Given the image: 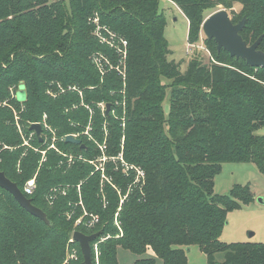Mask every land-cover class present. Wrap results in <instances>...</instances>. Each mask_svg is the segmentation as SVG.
<instances>
[{
    "label": "trees",
    "instance_id": "trees-1",
    "mask_svg": "<svg viewBox=\"0 0 264 264\" xmlns=\"http://www.w3.org/2000/svg\"><path fill=\"white\" fill-rule=\"evenodd\" d=\"M171 1L189 22V43L201 41L205 13L222 6L235 15L234 23L247 18L241 35L249 44L263 36L259 49L264 52V0ZM235 4L241 6L237 14ZM158 6L159 0H0V171L25 194L42 160L35 149L49 146L45 133L30 142L34 150L23 145L13 109L26 136L46 115L60 138L79 135L85 145L62 140L60 151L88 161L103 156L118 161L105 164L108 180L102 189L101 171L90 177L94 168L88 163L61 167L67 159L48 150L37 187L25 196L50 224L0 188V264H64L75 231L101 233L92 242L99 243V264H120V247L140 256L152 249L164 264H188L193 246L205 253L207 264H264V243L221 241L228 213L240 202H253V191L237 185L220 196L214 190L224 162L254 163L264 177V136L256 134L264 127V69L218 51L205 38L209 61L195 50L183 72L182 63L169 59L166 21ZM96 16L128 41L126 80L114 69L102 76L92 62V55L101 53L119 64L116 51L93 34L90 20ZM58 83L77 86L83 96L77 91L52 96L48 92H57ZM20 87L23 101L16 96ZM98 103L112 105L108 118ZM91 116L97 144L81 134ZM59 185L70 188L50 207L46 198ZM80 201L83 207L76 206ZM73 243L79 258L68 264H84L79 243ZM222 253L225 260L219 263L216 255ZM134 264L157 262L141 258Z\"/></svg>",
    "mask_w": 264,
    "mask_h": 264
},
{
    "label": "rangeland",
    "instance_id": "rangeland-1",
    "mask_svg": "<svg viewBox=\"0 0 264 264\" xmlns=\"http://www.w3.org/2000/svg\"><path fill=\"white\" fill-rule=\"evenodd\" d=\"M222 6H219L216 9L209 10L205 13L206 18L210 16L211 14L222 10ZM231 17L234 18V14L230 10H228ZM234 11L239 13L241 11V6L239 4L234 5ZM158 12L160 15H162L165 18L166 21V28H165V38L168 41L169 49L171 51L169 55L170 60H174L177 63H182V70L183 72L186 71L188 62L193 57L192 54L188 55V35H189V22L184 15V13L181 11V9L173 3L171 0H159V6H158ZM98 17V16H97ZM95 18V17H94ZM99 18V17H98ZM93 24V23H92ZM101 24V22H100ZM94 29V36L99 40L98 36L96 35V25ZM102 25V24H101ZM104 26V25H102ZM205 35L203 32H201V41L198 43L201 46V53L205 56L204 62L207 63L210 59V53L207 51L205 45H204V39ZM101 43V42H100ZM102 44V43H101ZM98 54V53H95ZM93 54L92 57L95 55ZM93 62V61H92ZM102 75V74H101ZM162 82L164 85L169 86L171 84V81L167 79H162ZM15 88H12L11 94L13 97H15ZM53 89V88H50ZM54 89H58L57 92H53L54 95L56 93L58 95L66 94L67 92H79L80 96L82 97V91L77 86H69L68 88L63 87L59 83L57 85H54ZM24 87H20L17 91V98L20 101H23L22 99L26 97V93L24 91ZM50 93V92H48ZM102 103H98V108L102 111L104 115L103 108L101 106ZM2 106H6L5 103L2 104ZM90 108V107H89ZM163 108L165 111L166 117L168 116L169 109H170V101H169V91L167 92V96L163 102ZM92 112V109H90ZM13 115L15 117V122L20 117L17 110H12ZM116 114V113H115ZM118 116V115H117ZM118 119L122 122V126L124 127V118ZM16 128L18 129V125L16 124ZM53 129V133H50V143H54V145H58V142L62 141V138L58 135V132L56 129ZM19 130V129H18ZM104 133L105 137L107 138L108 132H107V122L104 123ZM20 132V131H19ZM84 136L88 137V139L94 143L97 144L94 138V124L92 121V116L90 118L89 123L85 127L84 131L81 133ZM257 135L264 136V127L260 128L257 132ZM55 137L59 141H55ZM32 148L34 150V148ZM101 149H105L106 146L102 145L100 147ZM37 149V148H36ZM39 150V149H37ZM52 151L56 152L57 154L63 156L65 159H67L65 162L61 163L60 166L64 167L67 166V168H71L75 163H88L90 164L94 170L91 172L90 177L94 176L96 172L102 173L101 176V183L100 186L102 189L104 188L105 181L108 180L103 174H104V166L106 163H115L118 162L115 158H108L106 156H103L101 158L96 159L95 161H88L85 159L82 155L73 156L69 153H63V155L58 152L56 149L51 148ZM65 154V155H64ZM44 156V159L46 161H42L39 163L38 171L32 178V180H36L35 182V189L37 187V176L38 172L41 169V167L47 162V155ZM119 162L124 166V172L127 173L128 168L123 164L124 162L119 159ZM118 168L116 167V170ZM127 175V174H126ZM97 176V175H96ZM27 183L24 186V189L26 187ZM241 186L243 188L250 187V189L254 193V201L251 203H243L240 202V208L235 209L233 211H230L228 213L227 222L223 229L222 235H221V241L226 244H233V243H264V203H260L258 201L259 198H262L264 201V177L259 172L257 166L254 163H232V162H224L222 164V170L220 174L215 178V194L220 196H227L231 193V191L234 189L235 186ZM69 186H54L50 189L49 195L46 198V200L49 202V206L53 207L54 203L56 202L59 195L65 196L69 190ZM78 192L80 193V185H78ZM81 195V194H80ZM76 206H81L82 202L80 201ZM75 209V208H74ZM84 209V208H83ZM75 214V211L72 210L71 213L68 215V219H71ZM83 219L80 218L76 226L82 223ZM251 234H254L252 238H249ZM73 235L71 236L70 241L68 242V246L66 248V260L64 264H68L71 262H76L79 258V250L75 243L72 242ZM77 257L74 259L71 258L72 255ZM188 264H207L208 259L205 256V253L198 247L193 246L188 252ZM141 258H151L155 259L157 264H164L163 261L157 257V255L154 253L152 249H148L146 254L143 256L137 255L136 253L125 250L122 247L118 248V261L120 264H134L137 260ZM216 260L219 263H222L225 260L224 254H217Z\"/></svg>",
    "mask_w": 264,
    "mask_h": 264
},
{
    "label": "water",
    "instance_id": "water-1",
    "mask_svg": "<svg viewBox=\"0 0 264 264\" xmlns=\"http://www.w3.org/2000/svg\"><path fill=\"white\" fill-rule=\"evenodd\" d=\"M247 23V18L244 17L238 23L233 22V18L226 9L217 11L206 18L202 25V32L208 40H213L218 51L224 49L231 57L242 59L247 64L256 69H264V52L261 51L260 44L263 40V36L259 37L253 44H249L243 39L241 33L244 30ZM22 100H25L23 98ZM112 105H106L105 116H110ZM31 131H34L39 139L42 140L43 127L41 124H33ZM66 143L80 145L85 148L82 141L75 137L73 134L67 135L65 139ZM0 188L10 193L32 216L39 218L46 224H50L47 214L40 208L34 206L29 198L20 190L18 185L12 182L4 172L0 171ZM260 203H264L262 198H259ZM101 233H95L92 235H86L82 232L75 231L73 234V241L79 243L81 252L84 258V264H93L92 260V242L96 241L100 237ZM254 234H251L249 238H252ZM190 249L188 248V252Z\"/></svg>",
    "mask_w": 264,
    "mask_h": 264
},
{
    "label": "built area",
    "instance_id": "built-area-1",
    "mask_svg": "<svg viewBox=\"0 0 264 264\" xmlns=\"http://www.w3.org/2000/svg\"><path fill=\"white\" fill-rule=\"evenodd\" d=\"M93 24L96 25V35L98 36V38L100 39V42L104 45L109 46L110 48L114 49L116 51V54L119 58V64L118 66H114L113 63L110 61V59L108 57H106L104 54L98 53L95 54L92 57V61L95 64V66L97 67V69L100 71V73L102 74V76H104L107 72H109L110 70H117L124 78V80H126V61H127V56H128V41L122 37H120L118 34L112 32L111 30H109V28H107L106 26H102L100 24V19L96 16L95 18H92L90 20ZM201 46L197 43V44H192L190 43L188 45V50H187V54L190 55L192 54L195 50H201L200 49ZM50 94L52 96H54V94L49 91ZM56 97V96H54ZM106 105L105 103H102L101 106L103 108V111L105 113L106 111ZM19 118V117H18ZM19 120V119H18ZM17 120V125H18V129L24 139V146H28L31 147L30 142L34 139L36 135L35 132H31L29 136H26L25 133H23L22 128L19 124ZM41 124L43 127V134L45 133V140L46 142L49 144L48 148L46 150H37L35 149L36 152H40L42 155H46L48 150H51V148L56 149L58 152H60L62 155L63 153L59 150V148L54 145L53 141L52 143H50V133H53V129L52 127L47 123V116L45 115L42 119V122H36L34 124ZM43 134H42V139H43ZM74 135V134H73ZM75 137L78 138L79 135H74ZM66 136H64L62 138L63 141H65ZM55 141H59V139L57 140L55 137ZM65 155V154H64ZM42 161H46V159H44V156H42ZM0 162H1V157H0ZM35 178L34 180H29L27 182V185L24 189L25 194L27 195H32L35 191ZM72 242L73 239H72ZM92 253L94 254V262L93 264H99V257H100V249H99V243H96L94 246H92ZM77 258L74 255L71 256V258L74 259Z\"/></svg>",
    "mask_w": 264,
    "mask_h": 264
},
{
    "label": "flooded vegetation",
    "instance_id": "flooded-vegetation-1",
    "mask_svg": "<svg viewBox=\"0 0 264 264\" xmlns=\"http://www.w3.org/2000/svg\"><path fill=\"white\" fill-rule=\"evenodd\" d=\"M33 124H34V123H32L31 126H32ZM31 132H34V131H31ZM42 134H43V132H42Z\"/></svg>",
    "mask_w": 264,
    "mask_h": 264
},
{
    "label": "crops",
    "instance_id": "crops-1",
    "mask_svg": "<svg viewBox=\"0 0 264 264\" xmlns=\"http://www.w3.org/2000/svg\"><path fill=\"white\" fill-rule=\"evenodd\" d=\"M190 250H191V248H190ZM190 252V251H189ZM206 256V255H205ZM207 257V256H206ZM188 259H189V256H188Z\"/></svg>",
    "mask_w": 264,
    "mask_h": 264
}]
</instances>
